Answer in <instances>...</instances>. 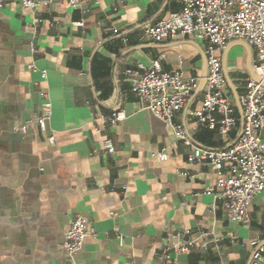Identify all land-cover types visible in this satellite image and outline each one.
Returning <instances> with one entry per match:
<instances>
[{"label": "crops", "instance_id": "1", "mask_svg": "<svg viewBox=\"0 0 264 264\" xmlns=\"http://www.w3.org/2000/svg\"><path fill=\"white\" fill-rule=\"evenodd\" d=\"M82 1L87 13L66 3L30 11L10 2L0 10V264H66V235L77 217L90 231L79 264H255L264 247V193L248 223L230 221L209 193L216 176L190 164L181 142L166 161L154 156L174 136L132 91L140 67L156 61L165 72L200 79L175 122L203 147L225 149L242 131L238 100L256 77L255 50L235 40L220 52L239 118L226 139L193 117L202 108L206 43L145 36L181 11L180 0ZM43 93L53 105L45 133L31 123L43 111ZM120 112L126 118L112 123ZM180 231L199 239L196 248L161 259Z\"/></svg>", "mask_w": 264, "mask_h": 264}, {"label": "built area", "instance_id": "2", "mask_svg": "<svg viewBox=\"0 0 264 264\" xmlns=\"http://www.w3.org/2000/svg\"><path fill=\"white\" fill-rule=\"evenodd\" d=\"M10 2L30 11L52 4L62 7L64 3L83 13L89 11L82 0H0V10ZM180 3V12L147 28L145 36L155 43L179 36L197 38L206 43L207 76L202 108L194 112L193 117L226 139H230L238 127L239 118L237 106L228 92L229 82L220 52L235 40L243 41L255 50L253 70L256 77L246 81L245 92L238 100L242 117V131L238 140L225 149H209L198 144L193 134L175 122L177 114L200 89L198 78H186L182 72H165L160 62L156 61L150 67H140L142 72L133 81L132 91L144 104V109L163 121L174 136L175 142L154 153V156L159 161H166L175 143L181 142L188 149L190 164L207 167L216 176L217 190L209 193L215 201L222 203L228 219L233 223L245 224L250 221L253 201L264 193V0H180ZM42 97L43 111L31 123L45 133L53 115V105L47 93H43ZM125 118V114L120 112L109 120L116 123ZM21 130L27 133L28 125ZM48 141L54 145L55 136L52 135ZM105 147L109 154H115L110 139L105 141ZM217 207L214 206V210ZM111 215L114 216V213ZM89 236L88 222L77 217L66 235V264H79L78 255ZM206 236L210 234L202 235ZM198 242L199 239L192 238L189 231H180L165 244L159 257L171 259L173 255L190 254ZM214 242L218 244L220 240ZM258 243L256 239L251 241L253 246ZM253 261L264 264V247L257 250Z\"/></svg>", "mask_w": 264, "mask_h": 264}]
</instances>
